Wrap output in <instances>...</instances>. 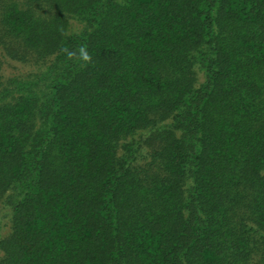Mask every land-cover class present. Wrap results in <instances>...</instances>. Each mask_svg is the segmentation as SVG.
I'll return each instance as SVG.
<instances>
[{
    "label": "trees",
    "instance_id": "trees-1",
    "mask_svg": "<svg viewBox=\"0 0 264 264\" xmlns=\"http://www.w3.org/2000/svg\"><path fill=\"white\" fill-rule=\"evenodd\" d=\"M0 264H264V0H0Z\"/></svg>",
    "mask_w": 264,
    "mask_h": 264
},
{
    "label": "clouds",
    "instance_id": "clouds-1",
    "mask_svg": "<svg viewBox=\"0 0 264 264\" xmlns=\"http://www.w3.org/2000/svg\"><path fill=\"white\" fill-rule=\"evenodd\" d=\"M81 52V55H82V58L85 60V61H89L91 59V57L88 55V53L86 52L85 49L81 48L80 50ZM72 53H69V56L71 57Z\"/></svg>",
    "mask_w": 264,
    "mask_h": 264
},
{
    "label": "rangeland",
    "instance_id": "rangeland-1",
    "mask_svg": "<svg viewBox=\"0 0 264 264\" xmlns=\"http://www.w3.org/2000/svg\"><path fill=\"white\" fill-rule=\"evenodd\" d=\"M6 70H7V72L10 73V72H12L14 70V68L11 65L6 64Z\"/></svg>",
    "mask_w": 264,
    "mask_h": 264
}]
</instances>
